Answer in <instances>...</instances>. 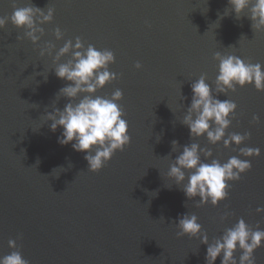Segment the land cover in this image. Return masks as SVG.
Masks as SVG:
<instances>
[{
	"label": "water",
	"instance_id": "1",
	"mask_svg": "<svg viewBox=\"0 0 264 264\" xmlns=\"http://www.w3.org/2000/svg\"><path fill=\"white\" fill-rule=\"evenodd\" d=\"M13 2L54 12L36 44L10 20L0 29V257L14 250L8 247L12 239L29 264H206L207 246L198 237H177L180 216L195 214L210 242L241 218L264 230V212H256L264 208V91L247 84L218 94L237 105L225 138L250 134L239 146L190 138L181 123L190 84L203 74L215 88L214 53L264 70V29H252L247 8L237 19L228 0H0V17L11 16ZM56 28L63 33L59 41ZM76 37L85 47L113 52L108 70L117 78L95 95L121 90L117 103L128 123L129 144L97 172L88 171L84 153L57 142L63 129L51 131L45 119L69 101L57 98L66 82L40 48L55 44L54 56ZM172 140L178 141L176 152ZM192 142L211 148L212 157L201 155L205 163L231 156L251 163L239 180L228 182L227 198L215 207L197 206L199 197L188 199L166 177L172 160ZM241 147L259 148L260 155L240 156ZM225 213L230 215L221 221ZM240 254L234 253L237 260ZM253 256L255 264H264V241Z\"/></svg>",
	"mask_w": 264,
	"mask_h": 264
},
{
	"label": "clouds",
	"instance_id": "2",
	"mask_svg": "<svg viewBox=\"0 0 264 264\" xmlns=\"http://www.w3.org/2000/svg\"><path fill=\"white\" fill-rule=\"evenodd\" d=\"M228 3L237 19L247 8L252 29H264V0H228ZM12 7L14 10L10 17H0V29L10 20L17 29H24V37L36 44L44 34L41 25L52 20L54 9L48 7L45 11L32 4L17 7L15 2ZM53 36L59 41L63 38V33L56 28ZM55 47V44L47 42L40 48L39 55L43 57L47 54L52 57L55 76L66 82L58 90L57 98L63 96L69 102L62 110L53 107L51 112L46 113L45 119L51 121V131L55 132L57 127L63 129L57 142L62 146L71 144L74 151L84 153L88 171L97 172L116 151H122L130 142L128 123L122 118L123 110L117 103L122 98V91L116 89L110 97L95 95L97 90L117 78L116 73L108 70V66L114 62V54L108 49L97 50L91 44L85 47L80 37H76L74 42L66 40L53 56ZM69 53L71 55L66 62L58 63ZM213 59L218 61L215 88L210 87L203 74L190 84L191 102L181 123L188 128L190 138L205 136L210 145L222 141L225 148L230 144L239 146L249 138V133H230L225 138L226 129L235 118L237 105L229 99L220 100L217 97L218 94L234 92L237 86L243 87L247 84H251L257 91H264V70L259 63H247L234 55L216 52ZM134 66L141 68L139 62ZM78 96L81 98L73 103ZM184 99L186 97H181L182 101ZM252 119L255 122L259 118L253 116ZM177 148L178 141L172 140V152H176ZM201 155L205 160L212 157L211 148L201 147L195 142L184 145L169 165L166 177L181 186L188 199L199 197L197 206L210 203L215 207L218 202L227 198L230 187L228 182L239 180L241 174L250 170L251 163L248 159L242 160L237 156H231L223 163L217 159L205 163L201 160ZM239 155L246 158L256 157L260 155V149L241 147ZM256 212H264V208L257 207ZM228 215L230 214L225 213L220 220L223 221ZM197 219L195 214L180 216L176 222L179 229L177 237H198L200 243L207 246L206 264H215L217 257H220V264H255L253 253L264 241V230L258 225L254 230L243 218L238 219L219 238L210 242ZM8 247L14 250L0 257V264H29L22 257L15 240L9 239ZM237 250L241 253L238 260L234 256Z\"/></svg>",
	"mask_w": 264,
	"mask_h": 264
}]
</instances>
